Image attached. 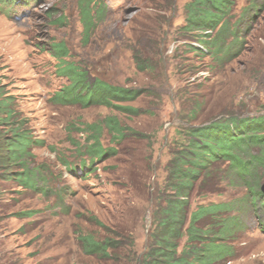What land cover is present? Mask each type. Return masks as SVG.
I'll use <instances>...</instances> for the list:
<instances>
[{"label": "rangeland", "instance_id": "374dc122", "mask_svg": "<svg viewBox=\"0 0 264 264\" xmlns=\"http://www.w3.org/2000/svg\"><path fill=\"white\" fill-rule=\"evenodd\" d=\"M77 1L0 0V84L13 96L14 114L43 139L33 153L47 176L46 192L0 178V264H114L113 258L85 254L79 241L84 235L101 240L112 230L126 233L133 252H143L165 164L187 127L213 117L264 116V0H235L231 21L241 16L242 43L220 68L190 48L196 41L180 35L188 0H100L103 18L85 43ZM52 41H62L69 60L91 74L144 90L125 102L139 112L56 101L66 78L50 54ZM135 46L151 67H135ZM196 103L201 106L192 118ZM110 116L129 129L120 141L105 126ZM89 124L102 128L100 144L114 153L74 176L61 160L80 164L76 144L92 142L86 141ZM259 173L263 181L264 168ZM223 184L222 191L194 199L192 207L244 196ZM240 222L228 240L230 254L217 264H264V199L246 205Z\"/></svg>", "mask_w": 264, "mask_h": 264}, {"label": "trees", "instance_id": "16d2710c", "mask_svg": "<svg viewBox=\"0 0 264 264\" xmlns=\"http://www.w3.org/2000/svg\"><path fill=\"white\" fill-rule=\"evenodd\" d=\"M100 0H78V15L82 25V40L88 42L102 20L105 9ZM235 0H188L183 4L184 22L180 35L192 38L197 45L190 48L209 55L216 67L240 52L239 23L241 16L231 21ZM244 9H243V12ZM140 47V46H139ZM60 76L66 83L55 92L59 103L82 107L103 105L124 114L136 115L139 109L126 104L136 100L144 90L113 84L69 60V49L62 42L49 44ZM135 67L143 71L151 67L142 48H132ZM13 96L4 93L0 84V178L13 187L46 192L45 165L36 162L33 149L42 147L43 139L34 137L13 111ZM201 105L191 108L195 118ZM105 126L120 141L127 128L114 117L105 119ZM90 144H76L81 154L80 164L61 160L69 173L79 176L81 170L95 168L93 161L114 153V148L100 144L102 128L87 125ZM81 131H85L81 129ZM264 168V116L213 117L206 122L190 124L178 146L170 151L165 164V176L152 208L148 239L143 252H133V242L126 233L112 230L101 240L91 235L79 238L85 254L113 258L114 264H217L230 254L228 240L241 227L240 214L246 205L264 199L259 185ZM82 171V172H84ZM224 187L244 190V196L231 201L192 202L198 197L222 191ZM100 226L97 220H95ZM125 250L123 254L120 252Z\"/></svg>", "mask_w": 264, "mask_h": 264}, {"label": "water", "instance_id": "95a60500", "mask_svg": "<svg viewBox=\"0 0 264 264\" xmlns=\"http://www.w3.org/2000/svg\"><path fill=\"white\" fill-rule=\"evenodd\" d=\"M259 189L264 194V180L260 183Z\"/></svg>", "mask_w": 264, "mask_h": 264}]
</instances>
